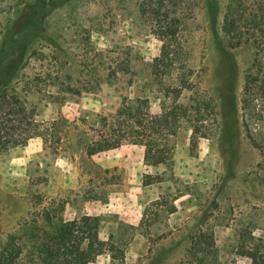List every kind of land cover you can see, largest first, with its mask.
Wrapping results in <instances>:
<instances>
[{"label":"rangeland","instance_id":"rangeland-1","mask_svg":"<svg viewBox=\"0 0 264 264\" xmlns=\"http://www.w3.org/2000/svg\"><path fill=\"white\" fill-rule=\"evenodd\" d=\"M143 1L0 0V91L17 92L41 124L0 153V240L41 199L61 200L59 239L93 219L109 242L93 264H264V101L243 91L256 49L226 50L229 0L217 19L209 0H181L195 86L163 110L152 65L171 38L141 19ZM122 96L150 99L171 140L166 164H147L145 148L123 139ZM202 232L213 236L210 256L195 248ZM242 233L257 240L256 256L239 253Z\"/></svg>","mask_w":264,"mask_h":264},{"label":"trees","instance_id":"trees-1","mask_svg":"<svg viewBox=\"0 0 264 264\" xmlns=\"http://www.w3.org/2000/svg\"><path fill=\"white\" fill-rule=\"evenodd\" d=\"M180 1L144 0L140 4V17L151 26L153 33L171 38L167 55L155 58L152 65V91L160 99L163 110L195 86V69L186 47L178 38L183 23L179 14ZM209 5L217 19L220 0H209ZM42 26L40 24V28ZM221 30L226 50L245 44L256 49L252 69L244 83L243 91L247 97L244 100L252 103L264 101V0H229ZM34 32L27 40L37 34ZM124 69V73L129 75L128 85L132 87L135 78L130 76L131 65L128 63V68ZM7 87L0 91V153L27 145L29 134L41 127L35 120V113L27 108L19 94L8 91ZM197 111L200 116L201 111ZM117 118L122 125L123 139L145 148L147 164L160 166L167 163L172 156L171 140L160 131L148 97L122 96ZM38 205L41 206L39 211L19 223L6 240H0V264H93L99 256L111 250L109 242L100 237L99 223L93 219L82 220L74 238L59 239L57 231L63 221L64 201L54 200L45 205L41 199ZM170 207L173 213L175 206ZM251 240L257 241L241 234L239 253L257 255V250L249 246ZM197 246L205 255H212L215 251L213 236L202 232L199 241L195 242V248ZM202 261L206 264L205 258Z\"/></svg>","mask_w":264,"mask_h":264}]
</instances>
